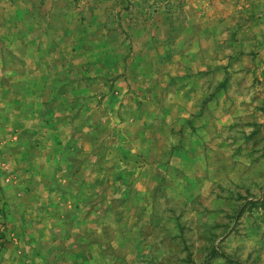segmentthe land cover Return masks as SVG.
<instances>
[{"label":"rangeland","instance_id":"374dc122","mask_svg":"<svg viewBox=\"0 0 264 264\" xmlns=\"http://www.w3.org/2000/svg\"><path fill=\"white\" fill-rule=\"evenodd\" d=\"M0 264H264V0H0Z\"/></svg>","mask_w":264,"mask_h":264}]
</instances>
